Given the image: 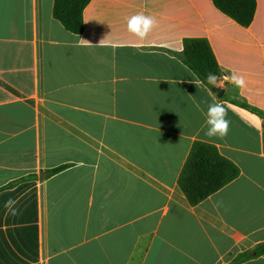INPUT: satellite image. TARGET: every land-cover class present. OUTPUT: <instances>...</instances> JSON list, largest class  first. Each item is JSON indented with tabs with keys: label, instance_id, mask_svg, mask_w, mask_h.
Returning <instances> with one entry per match:
<instances>
[{
	"label": "crops",
	"instance_id": "1",
	"mask_svg": "<svg viewBox=\"0 0 264 264\" xmlns=\"http://www.w3.org/2000/svg\"><path fill=\"white\" fill-rule=\"evenodd\" d=\"M53 7L0 0V264H230L264 243V0L249 27L212 0H91L80 35ZM139 12L158 21L145 40L127 31ZM185 39L246 87L205 85ZM210 103L223 139L205 134ZM197 142L240 174L192 206L179 177Z\"/></svg>",
	"mask_w": 264,
	"mask_h": 264
},
{
	"label": "trees",
	"instance_id": "2",
	"mask_svg": "<svg viewBox=\"0 0 264 264\" xmlns=\"http://www.w3.org/2000/svg\"><path fill=\"white\" fill-rule=\"evenodd\" d=\"M91 0H54L53 15L72 34L84 31L83 12ZM215 7L242 27H249L256 13V0H212ZM183 62L205 85L212 87L207 80L209 73L220 75L216 58L206 39H185L182 54ZM243 107H246L243 105ZM247 108V107H246ZM69 165L43 171L41 178L52 177L67 169ZM240 174L239 168L223 157L218 149L207 143L193 145L187 162L179 177V187L192 206H196L216 193ZM28 176L21 181L34 179ZM20 182L12 183L8 188ZM264 255V243L238 255L230 264L244 263Z\"/></svg>",
	"mask_w": 264,
	"mask_h": 264
},
{
	"label": "clouds",
	"instance_id": "3",
	"mask_svg": "<svg viewBox=\"0 0 264 264\" xmlns=\"http://www.w3.org/2000/svg\"><path fill=\"white\" fill-rule=\"evenodd\" d=\"M157 26V19L143 12L133 14L127 18V31L138 40H145ZM206 78L211 84L215 85L217 80L215 74L209 73ZM227 79L237 88L243 89L246 87L244 76L237 72H232ZM205 115L207 125L205 134L208 137L219 139L227 137L231 125V121L227 117V109L220 103H210Z\"/></svg>",
	"mask_w": 264,
	"mask_h": 264
},
{
	"label": "built area",
	"instance_id": "4",
	"mask_svg": "<svg viewBox=\"0 0 264 264\" xmlns=\"http://www.w3.org/2000/svg\"><path fill=\"white\" fill-rule=\"evenodd\" d=\"M227 77H228V75H226V74H220L216 80L217 84L223 86V85H226L227 83H229L230 80L227 79Z\"/></svg>",
	"mask_w": 264,
	"mask_h": 264
},
{
	"label": "water",
	"instance_id": "5",
	"mask_svg": "<svg viewBox=\"0 0 264 264\" xmlns=\"http://www.w3.org/2000/svg\"><path fill=\"white\" fill-rule=\"evenodd\" d=\"M213 91H214V93L217 94L219 97H221L222 94H223V92H224V90H223L222 88H219V87H217V88H213Z\"/></svg>",
	"mask_w": 264,
	"mask_h": 264
}]
</instances>
